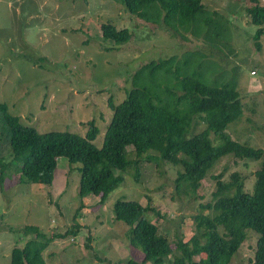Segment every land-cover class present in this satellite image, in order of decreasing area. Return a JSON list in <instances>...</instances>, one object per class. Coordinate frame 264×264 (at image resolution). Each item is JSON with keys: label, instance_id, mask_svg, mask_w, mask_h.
Instances as JSON below:
<instances>
[{"label": "rangeland", "instance_id": "obj_1", "mask_svg": "<svg viewBox=\"0 0 264 264\" xmlns=\"http://www.w3.org/2000/svg\"><path fill=\"white\" fill-rule=\"evenodd\" d=\"M202 1L224 16L229 41L217 40L210 47L191 32H173L144 21L128 12L120 0H0V158L8 164L5 192L0 188V264H11L13 249L32 238L33 234L24 232L26 225L40 227L49 237L60 235L43 254L46 264L142 261L144 254L129 242L128 225L115 218L117 200L139 201L148 207L145 215L176 243L179 237L188 240L195 233L196 214L208 212L201 206L212 199L215 176L229 181L237 172L245 191L252 192L261 161L226 156L208 172L198 192L188 196L176 192L181 167L151 152L139 159V180L136 168L130 169L124 183L99 206V197L78 195L80 164L69 165L60 157L51 186L24 184L19 163L10 155L4 124L10 125L11 139L19 143L29 133L54 129L85 135L88 123L95 121L101 129L96 143L103 146L113 116L110 99L118 105L126 98L137 70L152 61L201 49L198 59L206 61L208 83H237L242 112L227 126L226 135L264 149V32L257 49L258 26L251 23L246 10L252 2ZM258 3L264 5V0ZM104 23L129 29L131 39L120 45L106 39ZM2 105L7 107L3 112ZM204 127L199 122L194 132ZM210 138L214 144L219 141L214 132ZM129 150V158L138 160L133 147ZM148 155L157 159L148 161ZM246 231L232 264H251L258 235Z\"/></svg>", "mask_w": 264, "mask_h": 264}, {"label": "trees", "instance_id": "obj_2", "mask_svg": "<svg viewBox=\"0 0 264 264\" xmlns=\"http://www.w3.org/2000/svg\"><path fill=\"white\" fill-rule=\"evenodd\" d=\"M120 1L128 12L144 21L165 25L173 32H191L205 39L210 47L217 40L229 41L224 16L209 10L202 0ZM250 1L246 10L251 23L258 26L254 39L260 49L258 40L264 32V5L258 0ZM102 29L105 38L117 45L132 37L129 29H119L112 23H104ZM199 51L202 49L189 50L183 57L171 55L159 62L146 63L137 70L126 98L118 105L110 99L113 116L101 147L96 143L101 129L95 121L88 123L85 135L54 129L29 133L19 143L11 139L10 125L3 123L11 146L10 155L19 163L22 183L51 186L57 159L63 157L69 165H81L78 195L83 199L99 197V206L106 204L111 193L124 183V175L130 169L136 168L135 177L139 180V159L151 152L157 153L164 162L181 167L176 192H185L188 196L198 192L208 172L226 156L261 161L254 173L251 193L245 191L243 179L237 172L229 181H224L222 175L214 177L216 190L212 199L201 206L208 212L194 216L196 231L188 240L179 237L172 243L145 215L148 207L139 201L117 200L115 218L128 225L129 242L144 258L115 264H232L246 239V229L258 235L251 264H264V149L226 135L227 126L238 120L242 112L237 83H208L206 61L200 63ZM6 108L2 105L1 111ZM14 121L19 123L17 118ZM199 122L205 127L194 132ZM210 132L219 138L218 143L214 144ZM129 147H133L138 160L129 158ZM147 158L148 161L157 159L151 155ZM0 165V188L4 193V169L8 164L0 158ZM24 232L33 236L23 247L18 245L13 249L11 264H46L43 254L50 242L60 235L49 237L36 225H26ZM173 255L175 259L171 260Z\"/></svg>", "mask_w": 264, "mask_h": 264}]
</instances>
